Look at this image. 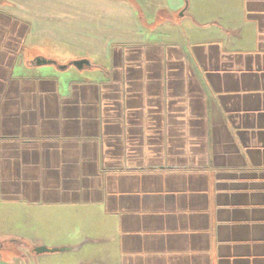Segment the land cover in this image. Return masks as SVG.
<instances>
[{"label":"crops","instance_id":"0c3cea01","mask_svg":"<svg viewBox=\"0 0 264 264\" xmlns=\"http://www.w3.org/2000/svg\"><path fill=\"white\" fill-rule=\"evenodd\" d=\"M0 264H264V0H0Z\"/></svg>","mask_w":264,"mask_h":264},{"label":"water","instance_id":"95a60500","mask_svg":"<svg viewBox=\"0 0 264 264\" xmlns=\"http://www.w3.org/2000/svg\"><path fill=\"white\" fill-rule=\"evenodd\" d=\"M47 64H56L53 61H47V60H37V65L41 66V65H47ZM85 65H89V62L86 60H80V61H75L73 63V66H75L77 69L81 70L84 68ZM65 67H62V69H64ZM68 249H49L47 247H38L35 249V253L36 254H45V253H56V252H64Z\"/></svg>","mask_w":264,"mask_h":264}]
</instances>
